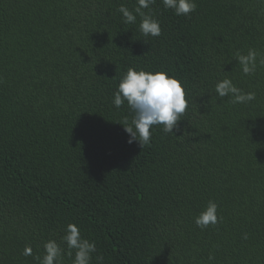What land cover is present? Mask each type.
I'll return each instance as SVG.
<instances>
[{
  "label": "trees",
  "instance_id": "trees-1",
  "mask_svg": "<svg viewBox=\"0 0 264 264\" xmlns=\"http://www.w3.org/2000/svg\"><path fill=\"white\" fill-rule=\"evenodd\" d=\"M196 4L186 17L156 0L162 34L144 37L118 12L136 0H0V264H38L48 240L67 250L70 223L92 264H264V0ZM129 68L177 78L189 102L143 148L112 103ZM224 78L255 99L218 97ZM210 200L222 220L202 230Z\"/></svg>",
  "mask_w": 264,
  "mask_h": 264
},
{
  "label": "clouds",
  "instance_id": "clouds-1",
  "mask_svg": "<svg viewBox=\"0 0 264 264\" xmlns=\"http://www.w3.org/2000/svg\"><path fill=\"white\" fill-rule=\"evenodd\" d=\"M161 2L165 9L172 10L177 16L187 17L197 8L196 0H161ZM155 3L156 0H136L134 9L121 5L118 12L122 14L125 24H135L139 17V31L144 37H159L162 34L160 22L150 14L151 6ZM145 9L149 11L146 12ZM258 55L254 49H249L247 54L239 51L235 54V59L244 75H253L256 72ZM259 65L264 66V56L259 58ZM215 92L220 98H230L233 104H246L255 99L254 92H243L230 78L218 81ZM112 103L117 109L126 103L134 113L131 121L125 118L121 124L129 135L128 143L139 142L142 148L150 143L151 130L155 126H162L165 133L173 134L174 129L178 130V122L189 104L185 87L177 78L162 71H137L134 68H129L121 78ZM217 212L218 205L210 200L205 210L195 218L196 226L203 230L210 225H216L222 220ZM244 238L246 239L247 236L245 235ZM61 240L67 245V250L55 240H48L44 243L43 256L34 257L38 264H63L65 254L72 258V264H92L93 254L97 251L96 244L84 238L77 225L68 224ZM22 255L26 257L33 255L32 247L26 245ZM95 259L96 264H103L102 255L96 256ZM209 259L213 257L210 256Z\"/></svg>",
  "mask_w": 264,
  "mask_h": 264
}]
</instances>
